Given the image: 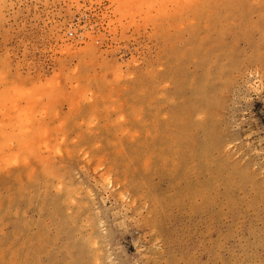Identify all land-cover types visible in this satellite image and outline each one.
<instances>
[{"label": "rangeland", "instance_id": "obj_1", "mask_svg": "<svg viewBox=\"0 0 264 264\" xmlns=\"http://www.w3.org/2000/svg\"><path fill=\"white\" fill-rule=\"evenodd\" d=\"M0 264H264V0H0Z\"/></svg>", "mask_w": 264, "mask_h": 264}]
</instances>
